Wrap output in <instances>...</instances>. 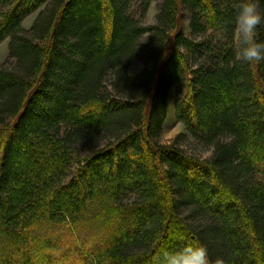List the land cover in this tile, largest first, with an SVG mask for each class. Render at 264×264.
<instances>
[{
    "label": "trees",
    "instance_id": "obj_1",
    "mask_svg": "<svg viewBox=\"0 0 264 264\" xmlns=\"http://www.w3.org/2000/svg\"><path fill=\"white\" fill-rule=\"evenodd\" d=\"M240 3L0 0V264H153L193 242L264 264V62L238 57ZM172 92L210 158L159 143Z\"/></svg>",
    "mask_w": 264,
    "mask_h": 264
},
{
    "label": "clouds",
    "instance_id": "obj_2",
    "mask_svg": "<svg viewBox=\"0 0 264 264\" xmlns=\"http://www.w3.org/2000/svg\"><path fill=\"white\" fill-rule=\"evenodd\" d=\"M264 0H241L236 16L239 33L238 57L246 63L264 62V39L259 38L260 26L264 25ZM153 264H224L222 259L213 262L208 248L193 242L177 250L162 247L153 256Z\"/></svg>",
    "mask_w": 264,
    "mask_h": 264
},
{
    "label": "rangeland",
    "instance_id": "obj_3",
    "mask_svg": "<svg viewBox=\"0 0 264 264\" xmlns=\"http://www.w3.org/2000/svg\"><path fill=\"white\" fill-rule=\"evenodd\" d=\"M157 4L158 3L152 4V6L150 7V10H149V12H148V14L144 20V22L147 26H152L155 24L156 15L158 13ZM39 12L32 14L31 16H29L25 20V22H24L25 29L29 30L33 26L34 22L36 21L38 15H39ZM183 28H184L185 34L187 36H190L189 22L188 21L184 20ZM9 43H10V40H6L0 45V67H4L5 65H6V67L10 66V63L8 64V62H9ZM143 68H144L143 64L138 59H134L132 64H131V67L129 69V74L132 77H138L142 73ZM180 135H184L187 137L186 142L184 144L181 142L180 144L182 147L184 146L183 148H185V150H187L189 153H191V154H193L199 158H202V159H207V158H210L212 156L211 151H207L206 149L202 148L188 134L185 126L183 124L177 122L176 113H175V109H174V94L172 92L170 94L169 100H168L167 121H166V124L164 127L162 137L159 140V143L161 145H170Z\"/></svg>",
    "mask_w": 264,
    "mask_h": 264
}]
</instances>
